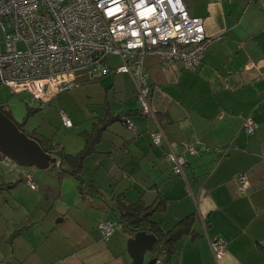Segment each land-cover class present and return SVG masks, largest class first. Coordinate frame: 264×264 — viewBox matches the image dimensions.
<instances>
[{
	"label": "crops",
	"instance_id": "obj_1",
	"mask_svg": "<svg viewBox=\"0 0 264 264\" xmlns=\"http://www.w3.org/2000/svg\"><path fill=\"white\" fill-rule=\"evenodd\" d=\"M181 2L191 16L202 19L205 36L213 38L201 65L190 71L179 62L163 63L145 55L141 67L148 79L150 107L161 116L170 146L167 154L179 156L183 144L198 148L199 156L186 157L184 178L151 146L153 124L137 112L133 78L114 73L106 56L115 113L106 95L100 106L103 109L106 101L112 117L131 111L133 130H127L122 118L111 124L85 161L81 185L74 177L59 180L57 175L63 191L54 203L49 187L40 189L26 175L38 178L39 173L22 170L23 178L19 171L13 181V174L3 178L6 167L0 170V186L11 185L0 190V264H132L127 251L132 234L115 221L119 211L113 197L148 207L158 193L167 202L151 220L168 231L196 214L195 237L177 241L168 261L153 257L156 239L143 264H264V0ZM82 117L70 118L72 128L66 130L74 127L77 136L72 148L62 145L67 154L81 151L83 134L103 119ZM41 119V126L25 131L58 142L53 125L58 118ZM248 119L255 125L252 133L243 128ZM42 127L52 133L43 135ZM0 161L16 170L2 155ZM238 175L247 179L244 193L238 190ZM102 220L115 224L107 240L98 230ZM207 238L225 242L219 258L212 257Z\"/></svg>",
	"mask_w": 264,
	"mask_h": 264
},
{
	"label": "built area",
	"instance_id": "obj_2",
	"mask_svg": "<svg viewBox=\"0 0 264 264\" xmlns=\"http://www.w3.org/2000/svg\"><path fill=\"white\" fill-rule=\"evenodd\" d=\"M212 39L206 38L202 19L191 16L181 0H0V86L11 94L29 93L33 105H46L79 85L77 70H84L87 81L108 75L106 56L116 55L122 64L113 71L130 74L142 114L155 119L143 57L155 55L163 63L179 62L194 71ZM59 116L66 128L71 127L63 111ZM124 125L134 128L129 118ZM243 128L252 133L255 125L248 119ZM152 139L159 145L164 133L158 129ZM183 148L184 155H167L181 174L185 153H197L195 146ZM236 181L244 193L246 177L238 175ZM112 227L109 222L99 225L104 240ZM207 242L212 257L219 258L225 242Z\"/></svg>",
	"mask_w": 264,
	"mask_h": 264
},
{
	"label": "trees",
	"instance_id": "obj_3",
	"mask_svg": "<svg viewBox=\"0 0 264 264\" xmlns=\"http://www.w3.org/2000/svg\"><path fill=\"white\" fill-rule=\"evenodd\" d=\"M206 49H205V51H206ZM205 51H204V53H205ZM204 53H203V55H204ZM84 81L90 82V83L94 82V81H87V80H84ZM29 100H30V97H29ZM135 100H136V96H135ZM137 106H138L137 112H140L142 114L141 108L139 107L138 103H137ZM103 107H104L103 108L104 115H103V117H101V118H103V119H101L102 122L98 121L96 124H94L92 126L90 133H87V134L82 133L83 137H82V134L80 135L84 140V147L81 151H79L76 154L71 155V154L65 153L63 151L61 145L59 144V142H55L52 139L48 140L46 138H43L42 136H40L41 138L38 137L41 139V148L46 153H48L51 157L58 156L59 159H61V167H60V170L58 172V175H59L58 179L59 180L63 179V177L68 175V176L74 177L79 182V184L81 185V182H82L81 175H82L83 170H84L85 161L87 159L91 158L92 155L95 153L96 146L102 140L103 132H105L110 127V125L113 124L115 121H119V120H121V118L122 119L128 118L129 112H131V111L124 112V113H121L117 116L112 117L109 109L107 108V102L106 101H104ZM59 111L60 110H58V115H59ZM61 111H63V110H61ZM154 114H155V119L150 118L148 115H145L146 117H148L150 119V121L153 124V129L149 132L150 144L154 148L160 149L164 153L165 158L168 160V158H167L168 154L167 153L169 151L168 149L170 146H169L168 140L165 136V133L163 131V128L161 126V122H162V120L160 119L161 116H159L158 114L156 115L155 112H154ZM142 115H144V114H142ZM59 118H60V116H59ZM68 118H70V117L68 116ZM95 118H97V117H95ZM26 119L27 118H25L23 120L24 123H25ZM158 129H160L164 133L165 140H162L159 145H156L153 142L152 135ZM127 130L132 131L133 129L127 128ZM142 135H143V133H142ZM132 141H134V140H130V142H132ZM195 148L197 150V153L195 155H190L188 153H185V159L188 156H192V157L199 156V151H198V148L196 145H195ZM214 150H216V149L210 148L208 151L211 152ZM181 154L184 155L183 149L181 151ZM0 157H1V155H0ZM168 162L171 166L174 165L173 162H171L169 160H168ZM186 167H188L187 160H186ZM172 172L175 175H178V176H181L184 178V176H183L184 174L176 173L174 171V167H172ZM10 187H11V185L0 186V190L2 188L8 189ZM113 199L116 202L117 211H119V216H115V221L117 223L121 224L125 229H127L132 234V236L137 231H144L146 233H152L156 237V239H157L156 246L157 247H155L152 250L153 257H159V258L164 257L168 261L169 259H171V257L173 256V254L175 252L174 245L177 241H179L181 238L186 237V236H191L193 238L195 237L194 222L196 219V214L188 215V216L184 217L183 219L179 220L168 231H163L158 226V223H155L153 220H151V216L158 211H162L164 205L167 202V199L162 198L160 193H158V195L155 197V200L153 201L152 205H150L148 207L142 206L141 203H133V204L125 203L121 199V195H117V196L113 197Z\"/></svg>",
	"mask_w": 264,
	"mask_h": 264
},
{
	"label": "rangeland",
	"instance_id": "obj_4",
	"mask_svg": "<svg viewBox=\"0 0 264 264\" xmlns=\"http://www.w3.org/2000/svg\"><path fill=\"white\" fill-rule=\"evenodd\" d=\"M107 60L109 63V67L111 69L116 68L122 64V60L120 57L116 55H108ZM121 62V64H120ZM84 70L80 69L74 72L75 78H77L79 86L75 89L66 91L65 93H61L57 99H54V103L47 104L46 107L41 105L40 111L36 109V106H33L29 103V93L20 92L17 95H11L5 88L0 86V104L8 106L13 118L18 122H23L25 118H29L27 122L24 124L25 128H36L37 126L42 125L41 118H58L56 121L54 120L56 132L54 139L58 141L62 147V145H66L68 148H72L74 145V136H77L76 132L74 133V127L72 130H66L59 119L58 110L62 109L70 118H91V117H103L104 111L100 106L103 102V98L106 95V100L108 102L113 101V95L111 89V75L104 76L97 81L92 83L85 82L83 79ZM52 101V102H53ZM131 102V101H130ZM111 104V103H110ZM118 107L119 105H114ZM32 109V110H31ZM50 111H49V110ZM31 110V111H30ZM83 112V113H82ZM115 113L113 108V102L111 104V114ZM24 123V122H23ZM43 135H50L52 132L47 128L42 127ZM5 170L3 178L7 177V175L13 174V181L19 179L20 175L19 171H35L40 175L38 178L33 177L32 174H26L30 177L33 183L40 187V189H44L46 186L49 187V200L50 203H54L58 200V196L62 190L63 182L59 183L57 179L58 171L60 167L57 164L50 165V167L46 170H38L34 167H20L16 166V170L11 169L5 163L0 161V170ZM23 172L22 178L26 172ZM41 199V195H40ZM39 199V200H40Z\"/></svg>",
	"mask_w": 264,
	"mask_h": 264
},
{
	"label": "water",
	"instance_id": "obj_5",
	"mask_svg": "<svg viewBox=\"0 0 264 264\" xmlns=\"http://www.w3.org/2000/svg\"><path fill=\"white\" fill-rule=\"evenodd\" d=\"M0 155L20 167L46 170L57 162L41 148V139L29 134L24 123L16 121L8 106L0 104ZM61 166V159L59 160ZM134 232V231H133ZM156 238L144 231H137L127 240V251L132 264H143L145 254L151 250ZM154 263V260L148 264Z\"/></svg>",
	"mask_w": 264,
	"mask_h": 264
},
{
	"label": "flooded vegetation",
	"instance_id": "obj_6",
	"mask_svg": "<svg viewBox=\"0 0 264 264\" xmlns=\"http://www.w3.org/2000/svg\"><path fill=\"white\" fill-rule=\"evenodd\" d=\"M102 77H104V76L98 77L97 79H94V80H91V81L99 80V79L102 78ZM78 86H79V85H78ZM135 96H136V95H135ZM1 105H2V106H5V105H3V104H1ZM59 119H60V122H61L62 126H63L65 129H71V128H72V121L70 120V118H68V119L70 120V122H71V127H69V128H66V127L63 125V123H62V121H61V118H59ZM124 120H125V119H123V121H122L123 124H124ZM57 159H59L58 156H57ZM56 163H57V162H56ZM56 163H55V164H56ZM104 222H109V223H111V225L113 226V227H112V232H111V234H112L113 231H114V228H115V224H114V222H112L111 220H102V221L98 224V230H99V225H100L101 223H104ZM99 232H100V231H99ZM111 234H110V236H111ZM110 236H109V237H110ZM109 237H108V238H109ZM108 238H107V239H108ZM107 239H106V240H107Z\"/></svg>",
	"mask_w": 264,
	"mask_h": 264
},
{
	"label": "clouds",
	"instance_id": "obj_7",
	"mask_svg": "<svg viewBox=\"0 0 264 264\" xmlns=\"http://www.w3.org/2000/svg\"><path fill=\"white\" fill-rule=\"evenodd\" d=\"M115 73V72H114Z\"/></svg>",
	"mask_w": 264,
	"mask_h": 264
}]
</instances>
